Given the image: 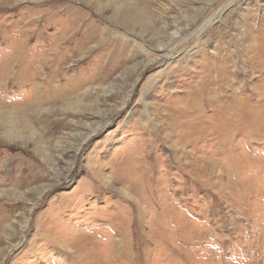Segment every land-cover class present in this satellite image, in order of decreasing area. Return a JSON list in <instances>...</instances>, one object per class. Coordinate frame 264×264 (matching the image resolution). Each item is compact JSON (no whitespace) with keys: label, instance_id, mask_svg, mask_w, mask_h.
<instances>
[{"label":"rangeland","instance_id":"rangeland-1","mask_svg":"<svg viewBox=\"0 0 264 264\" xmlns=\"http://www.w3.org/2000/svg\"><path fill=\"white\" fill-rule=\"evenodd\" d=\"M234 1L201 34L232 0H0V70L25 60L0 89V264H264V131L168 137L212 58L260 86L264 0ZM30 61L59 72L27 84Z\"/></svg>","mask_w":264,"mask_h":264},{"label":"bare ground","instance_id":"bare-ground-1","mask_svg":"<svg viewBox=\"0 0 264 264\" xmlns=\"http://www.w3.org/2000/svg\"><path fill=\"white\" fill-rule=\"evenodd\" d=\"M230 1V0H229ZM139 2V1H138ZM235 3L234 0H232V2H230L229 4H227L225 7H223L220 11H218L217 13H215L214 17L210 20H208L204 30V25L201 27L202 32L201 34H203L205 31L207 32V29L211 27L212 23L215 22V20H219V19H223V17L226 15V13L230 10V8H232V5ZM139 15V14H138ZM145 15V14H144ZM131 20H133L132 16L130 18ZM129 22V21H128ZM126 24V23H125ZM75 25V24H74ZM73 25V26H74ZM72 26V27H73ZM90 26V27H89ZM89 30H91V28H93V25L90 24L88 25ZM247 27V26H246ZM200 34V35H201ZM200 35H196L197 39L200 38ZM74 38V37H73ZM92 36H89V39H91ZM71 40V39H70ZM77 40V37H76ZM72 43H74V39L71 40ZM69 44V43H68ZM71 44V43H70ZM262 44V42H261ZM72 45V44H71ZM81 45L77 43V47ZM255 45V44H254ZM258 45V44H257ZM263 46V45H262ZM254 48V47H253ZM261 49H264L263 47ZM163 50L164 47H160L158 49V51L163 55ZM232 51V50H231ZM259 50H257V48L254 50V59L256 60V65L258 64L259 67L257 66L256 68H250L251 73L255 74V73H260L261 79L259 80L260 82V86H255L256 88L254 89L255 91L252 93H248V90L243 88V84H240L239 81H237V74L235 73H231L224 65L227 64L226 61L222 60V64H219L217 61H215L213 58L209 61V63L212 65V67L210 68V71L208 73L207 78H202L200 80V82L198 81L196 85L193 86L192 91H190L189 93H187L182 99H178L175 103L172 110V114H169L168 116V121H171L170 124V132L168 137L171 138L175 133H179V132H187L190 136L191 135H197V134H203V135H211V134H215L217 132H224V134H226L227 141L230 140V138H233V135L237 132L238 126L236 123H239L242 128L244 129V127H247L244 131L247 130V135H251L252 137L255 136L256 134H261L264 131V118H262V120L260 121V119H258L257 117H261L264 115V54H259L258 53ZM159 53V54H160ZM173 52H168L165 54V57H167V59L169 58L170 61L171 60H175V56H172ZM159 57V56H156ZM6 58V57H3ZM57 58V57H56ZM160 59V58H159ZM65 60V59H64ZM218 60V59H217ZM22 64L25 63V60L23 59L22 54L20 53H16V55H11V57H9V61H7V64L5 65L4 70H0V89L4 88V90L6 91V88H10L11 87V83H7L5 85H3V81L7 80V71L10 70V68L14 65V64H20L21 62ZM31 62V63H30ZM28 62L30 64V66L28 67L27 70L22 71V76L26 77V83L30 84L33 79L35 80L37 76H40L41 73L42 74H46L48 75V78L50 77V79L48 80L49 83L52 82V78H53V74L54 73H58L59 72V68L55 67V62H46L43 65L40 66H35L38 67L36 69H33L34 71H32V74H30L29 70L31 69V65L32 61ZM161 63V62H160ZM26 66V65H25ZM234 66V65H233ZM60 67V66H59ZM219 67L220 70H217V68ZM240 68V67H239ZM12 69V68H11ZM23 69V68H22ZM238 69V68H237ZM40 70V71H39ZM236 70V69H235ZM240 70V69H238ZM46 71V73H44ZM248 71V70H247ZM12 73V72H11ZM21 73V72H20ZM222 73H227L228 75L227 77V81H230L227 85V90H231V94L230 96L227 95L225 96L224 92H222V87L221 85H219V75H223ZM55 74V75H56ZM101 76L100 77H104V74L100 73ZM231 74H233V78L230 80L231 78ZM20 75L19 71L18 74H15L14 78H16V76ZM44 76V75H43ZM255 76V75H254ZM12 77V76H11ZM88 77V76H87ZM13 78V79H14ZM90 78V77H89ZM222 78V77H221ZM254 78V77H253ZM258 78V77H256ZM21 79V78H20ZM39 79V78H38ZM252 79V78H251ZM84 80V79H83ZM224 80V79H223ZM255 80V79H253ZM252 81V80H251ZM250 81V82H251ZM11 82V81H10ZM25 82V81H24ZM41 82V81H40ZM224 82V81H223ZM253 83V82H252ZM225 84V83H224ZM251 84V83H250ZM53 85V84H52ZM78 85H81L80 83H78ZM29 86V85H28ZM32 87V86H31ZM204 87V88H203ZM209 87L214 88V87H221V92L219 89V93L218 91L215 92V89L211 90ZM40 88V87H39ZM58 90L61 92L62 90H60V87H57ZM70 88V87H69ZM111 88V87H110ZM209 90H207V89ZM35 89V88H34ZM43 89V88H42ZM71 91L70 92H76L77 88L75 87H71L70 88ZM80 89V88H79ZM96 89V88H95ZM226 89V88H225ZM96 91V90H95ZM85 92H88V90H85ZM8 93V92H7ZM6 94V92H5ZM30 95V94H29ZM34 97V96H33ZM37 97V96H36ZM205 98L204 100H206L207 98L210 100V106L209 108H211L210 114L206 116V119H202L201 120V116L198 117V113L201 112V108H200V101L202 98ZM7 101V100H6ZM12 102V101H9ZM202 102V101H201ZM206 103V102H205ZM127 103H125L126 105ZM250 105V111L247 110V107H249ZM126 107V106H125ZM149 108V105H148ZM207 109V108H205ZM2 113H0L1 115ZM97 114V113H96ZM172 116H176L175 118H172ZM23 116V115H22ZM94 116V115H93ZM92 116V117H93ZM149 116V115H148ZM147 116V117H148ZM182 116V117H181ZM171 117V118H170ZM180 117L183 119L181 120ZM97 118V117H96ZM106 118V117H105ZM150 118V117H149ZM102 120V119H101ZM24 121H26L25 117H21L19 115H15V119L14 117H7L4 116L2 122L4 124H6L9 128H10V132L11 136L16 138L18 132H19V124H22ZM166 122V121H165ZM101 123V122H100ZM103 123V122H102ZM248 123V125H247ZM99 124V122H98ZM109 124V121L107 122V124H105L104 126H107ZM213 124V125H212ZM216 124V125H215ZM247 125V126H246ZM103 126V127H104ZM100 128V129H98ZM102 129L101 127H93L92 131L94 134L100 132V130ZM103 130V129H102ZM242 130V129H241ZM243 131V130H242ZM243 131V132H244ZM240 132V131H239ZM249 132V134H248ZM245 133V132H244ZM185 134V133H184ZM239 134V133H238ZM186 135V134H185ZM241 135V133H240ZM257 135V136H258ZM178 137V136H177ZM187 137V141L188 140V136H185V138ZM202 137V136H201ZM238 137V136H237ZM264 137V136H263ZM184 138V137H183ZM248 138V137H247ZM260 138V136H259ZM88 139V138H87ZM194 139V138H193ZM200 139V138H199ZM263 139V138H262ZM195 140V139H194ZM249 140V139H248ZM260 140V139H259ZM88 140L85 139L84 143L87 142ZM196 141V140H195ZM192 142V140H191ZM213 142V141H212ZM231 142V140H230ZM235 142V141H234ZM211 143V142H210ZM218 143V142H217ZM216 143V144H217ZM242 143V142H241ZM250 143V142H249ZM196 144V142H195ZM83 145V144H82ZM213 145V144H212ZM219 145V144H218ZM236 145V144H235ZM251 145V144H250ZM217 146V145H216ZM220 146V145H219ZM194 147V146H193ZM213 147V146H212ZM227 148V147H226ZM77 149V148H76ZM231 149V146H230ZM233 149V148H232ZM236 149V148H234ZM84 150V149H82ZM225 150V149H224ZM213 151V150H212ZM228 151V150H227ZM224 152V151H222ZM214 153V151H213ZM219 153V152H218ZM76 154V153H75ZM217 154V153H216ZM230 154V152H229ZM235 154V153H234ZM221 155V154H220ZM225 155V154H224ZM239 155V154H238ZM219 156V155H218ZM217 156V157H218ZM236 156V155H235ZM217 157H215L217 159ZM240 157V156H239ZM219 158V157H218ZM234 158V157H233ZM241 158V157H240ZM205 159H207L205 157ZM214 159V158H212ZM221 159V158H220ZM252 159V158H251ZM208 160V159H207ZM215 160V159H214ZM231 160V159H230ZM235 161V160H234ZM241 161V160H238ZM209 162V161H208ZM254 162V160H253ZM205 163V162H204ZM219 164V163H218ZM233 164V163H232ZM225 165V164H224ZM240 165V164H239ZM264 165V163H263ZM199 166V165H198ZM201 166V165H200ZM205 166V165H204ZM221 166V165H220ZM229 166V165H228ZM227 166V167H228ZM231 166V165H230ZM241 166V165H240ZM232 167V166H231ZM242 167V166H241ZM240 167V168H241ZM234 168V167H232ZM231 168V169H232ZM239 168V167H238ZM239 168V170H240ZM244 168V167H243ZM246 168V167H245ZM216 169V168H215ZM227 169V168H226ZM230 170V168H229ZM235 171V169H234ZM242 171V170H241ZM240 171V172H241ZM194 173V172H193ZM200 173V172H199ZM211 173V172H210ZM213 173V172H212ZM232 173V172H231ZM235 173V172H234ZM241 175V173H240ZM243 175V174H242ZM193 176V175H192ZM207 176V175H206ZM132 177V176H131ZM204 177V176H203ZM211 177V176H210ZM98 179V178H97ZM210 179V178H209ZM222 179V178H221ZM236 180V179H235ZM131 181V180H130ZM238 181V179H237ZM239 182V181H238ZM236 183V182H235ZM249 184V181L248 183ZM241 185V184H240ZM246 186V185H245ZM252 189V188H251ZM246 191V190H245ZM252 191V190H251ZM125 240V239H124ZM124 246V245H123ZM122 246V247H123Z\"/></svg>","mask_w":264,"mask_h":264}]
</instances>
